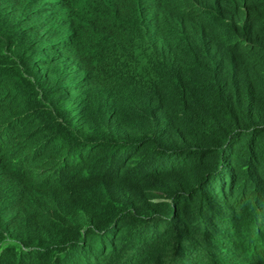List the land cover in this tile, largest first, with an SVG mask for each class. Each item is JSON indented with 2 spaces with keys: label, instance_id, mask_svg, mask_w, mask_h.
Returning a JSON list of instances; mask_svg holds the SVG:
<instances>
[{
  "label": "trees",
  "instance_id": "16d2710c",
  "mask_svg": "<svg viewBox=\"0 0 264 264\" xmlns=\"http://www.w3.org/2000/svg\"><path fill=\"white\" fill-rule=\"evenodd\" d=\"M0 264H264V0H0Z\"/></svg>",
  "mask_w": 264,
  "mask_h": 264
},
{
  "label": "clouds",
  "instance_id": "9594fccd",
  "mask_svg": "<svg viewBox=\"0 0 264 264\" xmlns=\"http://www.w3.org/2000/svg\"><path fill=\"white\" fill-rule=\"evenodd\" d=\"M226 254H228L229 256L235 257V258H240V256H237V255L232 254L231 251H229Z\"/></svg>",
  "mask_w": 264,
  "mask_h": 264
},
{
  "label": "rangeland",
  "instance_id": "374dc122",
  "mask_svg": "<svg viewBox=\"0 0 264 264\" xmlns=\"http://www.w3.org/2000/svg\"><path fill=\"white\" fill-rule=\"evenodd\" d=\"M232 252H235V253H240L241 251L239 249L237 250H231Z\"/></svg>",
  "mask_w": 264,
  "mask_h": 264
}]
</instances>
